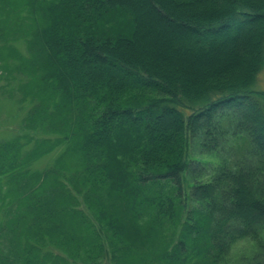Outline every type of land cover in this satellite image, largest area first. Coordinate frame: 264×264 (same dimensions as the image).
<instances>
[{"label":"trees","instance_id":"obj_1","mask_svg":"<svg viewBox=\"0 0 264 264\" xmlns=\"http://www.w3.org/2000/svg\"><path fill=\"white\" fill-rule=\"evenodd\" d=\"M0 70V264H264V0H0Z\"/></svg>","mask_w":264,"mask_h":264},{"label":"rangeland","instance_id":"obj_2","mask_svg":"<svg viewBox=\"0 0 264 264\" xmlns=\"http://www.w3.org/2000/svg\"><path fill=\"white\" fill-rule=\"evenodd\" d=\"M158 25L160 26L162 24L160 23ZM20 48L23 50L22 46H20ZM5 75L6 74L4 73V71L0 70V140H7L8 138L11 137V134L14 135L13 133H11V129L19 131V134L21 135L24 134V132L21 131L23 127L20 122V119H22V117L25 115L24 110H20L16 100L8 98L9 96H11L14 99H17V97L19 98L21 97V95L19 93L18 95L16 93L15 96L7 94L8 91L11 92L12 90H15L16 85L18 83L16 80L12 79V77L10 78V76L7 77ZM255 88L258 90H264V70L258 75ZM25 132L28 135L33 134L30 130ZM203 134L204 132L203 133L200 132L197 138L192 139L190 141L189 154L191 156V159H196V160L199 159L206 164L209 170L208 171L209 176L208 178H204L203 181H208L210 179V176H213V172L217 170L220 166H222L224 162H223V157L219 154H207L202 152L201 147L205 140ZM53 158L54 155L47 156L36 162L35 167L43 169L51 163ZM103 234L104 236L102 238L103 241L105 242L107 251L109 250L108 249L109 246L110 247H115L116 245L117 247L119 246L116 239H114L115 237L111 236L112 235L111 233H108V236H106V232H103ZM262 235H263L262 238L264 240V232L262 233ZM257 250H258V246L256 242H253L251 240L239 241L232 246L230 255L227 257L225 263L250 264L251 259L253 258ZM134 257H136L140 262H142V264L145 261V259L148 261V263L155 264L152 262V259L147 253L141 255L134 254Z\"/></svg>","mask_w":264,"mask_h":264}]
</instances>
